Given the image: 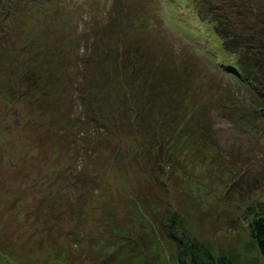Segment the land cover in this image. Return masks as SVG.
Returning a JSON list of instances; mask_svg holds the SVG:
<instances>
[{
    "label": "rangeland",
    "instance_id": "1",
    "mask_svg": "<svg viewBox=\"0 0 264 264\" xmlns=\"http://www.w3.org/2000/svg\"><path fill=\"white\" fill-rule=\"evenodd\" d=\"M21 1L25 22L22 16L16 22L10 11L0 23L5 47L0 56H7L14 71H21L22 62L55 63L65 70L70 90L82 73L90 86L89 74L100 72L128 44H141L148 53L139 72L129 77L140 86L115 101L116 115L109 123L122 134L108 149L102 147L107 142L99 127L109 115L94 123L78 112L68 114L63 123L73 128L69 138L52 117L46 119L48 128L15 125L13 132L3 119L0 264H182L181 259L192 260L190 264H264L248 225L264 207V117L252 113L245 90L238 95L244 110L237 111V104L223 96L239 86L236 78L216 64L218 55L199 49L201 36H193L189 25L201 15L210 19V2L229 18L236 2L240 7L252 1L259 12L264 0H174L173 7L168 0H57L51 6L56 19L50 12L46 18L39 12L26 17L33 9ZM46 26L67 35L56 40ZM71 27L75 35L68 33ZM83 29L96 34L93 49L84 42ZM33 38L40 40V49L29 44L23 49ZM68 38L75 41L72 49ZM171 52L179 60L169 58ZM111 91L116 98L120 85ZM84 95L89 96L85 89ZM142 95H148L146 104L139 103ZM128 126L131 132L145 130V136L139 131L134 138L126 135ZM160 155L172 166L165 185L141 170L151 164L162 176ZM81 182L75 193L72 184ZM87 199L97 207L83 206L90 217L78 222L74 203L80 208ZM170 207L178 214L174 227L183 245L161 225Z\"/></svg>",
    "mask_w": 264,
    "mask_h": 264
},
{
    "label": "trees",
    "instance_id": "2",
    "mask_svg": "<svg viewBox=\"0 0 264 264\" xmlns=\"http://www.w3.org/2000/svg\"><path fill=\"white\" fill-rule=\"evenodd\" d=\"M2 1L3 0H1V2ZM49 1L47 0V2H44L42 5L40 0H26V2L24 0V8L33 9L32 11L25 12L26 17L29 15L32 16L35 13L38 16L39 12V14L46 18L50 12L52 18L56 19L53 17L51 6L54 7V3L59 2L57 0ZM168 1L171 7L174 6L173 3L176 4L174 0ZM16 3L17 5L15 6ZM21 3V0H4L3 8L0 12V23L7 20L6 18L9 16L8 12L10 11H12L10 14L14 16L13 19L16 22L18 21L19 16H22L25 22L23 12L21 9H18L19 7H23ZM214 5V3L210 2L209 5L206 6V8L210 10V13L212 12V14L208 16L210 19L205 20L203 18H207V16L201 15L203 18L201 16L200 18L196 17V19L189 24L193 26L190 29L191 34L193 36H196L197 34L201 36L202 43H198L199 49L205 53H214L215 55H218L219 60L216 64H218L223 71L229 72L236 78L233 79V81L239 85L235 88L236 90L242 88L239 94H235V97H232L231 95L236 90H234L233 93H224L225 95L223 96L230 99L231 103L234 102L237 104V111L240 108L244 110V105L241 104L242 99L238 98V95H241L242 91L245 90V97L249 100V108L252 113L255 116L264 117V7L259 6V12H257L258 8H252V1H244L243 5L240 6L244 7V9H242L243 12L238 13L237 11L241 10V8L237 7L236 2L237 9L232 13L234 15L227 18L226 15H228V13H219V11L216 10L219 9L217 6L214 11ZM234 5L235 4H233V6ZM247 6L252 9L247 10ZM43 7H45L44 10ZM58 13L59 12L57 11L56 14L59 15ZM224 16L226 18H224ZM233 16H235V19ZM16 22H13V24L15 25ZM111 23L112 25H115L113 22ZM43 26H45V24ZM4 27L5 26H2L3 29ZM46 28L48 27L46 26ZM10 30H12V28H10ZM84 30L85 29L82 31L84 34V42L88 45L90 44V49H93L96 34L90 36L87 35ZM57 31L52 33L51 29H47V32L50 33V35L53 34L56 36V40L59 37L61 40L62 36L67 35L64 31H61L60 28ZM68 33L75 35L76 30L71 27L69 28ZM49 38V41H52L51 37ZM30 41L31 42L24 44L22 48H27L29 44L34 46L35 49H40V40L37 41L36 38H33ZM67 43L69 44V48L72 49L75 41L68 38ZM3 50H5L4 43L0 40V51ZM146 53H148L147 50H143L141 44H137V47L135 48H133L131 44H128L127 48L125 47L122 52H119L117 55L115 54L111 58V61L108 60L104 62L100 66V72L92 71V74H89L88 82H90V86H85L87 74L82 73L77 75L80 76V81L73 82V85L70 88L71 91L67 87V82H65V70L62 68L59 69V66L55 63L39 61L35 64H26L22 62L21 71H14L15 68H13L12 64L8 62L7 56L4 55L2 58L0 56V125L3 123V119H6L5 122L8 124V131L11 132L16 130L15 125L22 126V128L24 126L26 129L48 128L50 125L47 123V120L52 117L54 123L63 128L66 138H69L71 137L73 128H70L69 125L66 126V123H63L64 118L67 117L68 114L70 115L74 112H78L80 117L83 118L86 116L87 118H91V122L94 121V123L98 120H102V115H109L102 120L103 122L99 127L101 130V138L107 142L102 147L103 149H108V145H110L112 139L119 134H122L120 129L115 130L114 125L112 126V124L109 123L110 116L115 117L116 115L114 107L115 101H119L122 93L124 95L128 91L127 89L134 86H140L138 81L129 80V77H132V74L139 72V64L143 61ZM167 55L175 61L179 60V58L176 59L175 57V55L178 54L174 52L168 53ZM180 59L184 60L181 56ZM30 60H32V57L25 62H29ZM114 84L120 85V95L118 94L116 98L111 96V87ZM84 89L89 96L84 95ZM133 90L139 91L138 87L133 88ZM143 91L144 90H142V92ZM147 98L148 95H145V97L142 95V99H140L139 103L146 104L148 102ZM48 99L51 100L50 103L48 102ZM228 99L227 101L230 102ZM77 101L79 104L76 103ZM125 110L127 111L128 109ZM59 116H62L61 119H58ZM163 118L164 117H161L160 119L163 120ZM16 119H18V121H16ZM125 130L127 133L126 135L131 134L133 138L134 135L137 137V134L140 133L141 135L146 134V131L143 129H133L131 132L129 126L128 129ZM137 131L139 132L137 133ZM96 132H98V129ZM143 137L140 139V144L142 145H144L145 138ZM161 157L163 158V156L160 155L157 165H159V170L163 173L162 176H160L158 173L159 171L155 170V167L151 164L141 166V170H144L145 174L153 176V179L158 181V183L165 185L169 179L165 175H167V172L170 173L172 166L170 165L167 167L163 162L164 158L162 159ZM245 179L246 181L248 180L246 177ZM81 185L82 182L79 184H72L75 193H80ZM169 189L170 188L168 187V192ZM170 198L171 197H169V199ZM169 199L167 196L166 200L172 204ZM141 201L145 200L142 199ZM88 204H90L89 207L92 210L96 209L94 207H97L96 201L91 203L88 199L80 208H78L79 204L74 203L77 211L76 220L78 222L83 221L85 217H90L89 213L86 214L88 210L83 207ZM150 210L155 212L153 208ZM261 210V212H256L252 215L248 225L249 235L255 241L260 254L264 258V207H262ZM164 215L165 217L162 221L160 218V222L161 225L165 227V232L168 233L169 236L175 237L179 245H183L184 240L180 235L178 236L176 228L174 227V223L176 222L175 219L178 214L175 210H172V207H170L164 211ZM91 233L95 234L93 231H89L90 235ZM181 260L182 264H190V262H192V260L189 259Z\"/></svg>",
    "mask_w": 264,
    "mask_h": 264
}]
</instances>
